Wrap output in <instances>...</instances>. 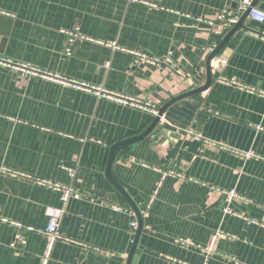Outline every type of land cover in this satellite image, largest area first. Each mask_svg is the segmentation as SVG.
Returning <instances> with one entry per match:
<instances>
[{
  "label": "crops",
  "instance_id": "0c3cea01",
  "mask_svg": "<svg viewBox=\"0 0 264 264\" xmlns=\"http://www.w3.org/2000/svg\"><path fill=\"white\" fill-rule=\"evenodd\" d=\"M253 1L264 11V0ZM244 13L236 0H0V57L73 81L0 64V167L28 175H0V264L41 263L42 230L53 210H63L64 237L49 264H128L132 250L130 264H264V227L250 221L264 218V22L247 16L211 60L209 88L172 103L133 141L125 142L156 118L150 107L74 83L159 111L207 83L209 55ZM219 16L238 22L221 28ZM68 32L86 39L71 42ZM135 51L170 55L192 78L137 61ZM190 127L228 147L164 132ZM169 169L186 178L164 176ZM38 179L71 186L81 197L64 202ZM230 189L249 200L231 203L242 216L223 211L222 190ZM131 201L142 215L138 235ZM12 221L36 229L23 232ZM218 230L224 236L207 255L198 246ZM17 231L26 244L11 245Z\"/></svg>",
  "mask_w": 264,
  "mask_h": 264
},
{
  "label": "built area",
  "instance_id": "2783aa9c",
  "mask_svg": "<svg viewBox=\"0 0 264 264\" xmlns=\"http://www.w3.org/2000/svg\"><path fill=\"white\" fill-rule=\"evenodd\" d=\"M236 1L238 2L241 11L246 12L248 9L250 10L248 13V17L250 19L257 21V22H264V11L261 10L260 8L256 7V6H252L253 0H236ZM219 19L222 21L221 28L225 27V26L233 25V24L238 22V16L231 17L228 19L223 18V16H219ZM68 34L70 35V41L71 42H74L76 40L86 39L84 36H82L76 32H68ZM112 45L114 46L115 44L112 43ZM214 47H211V49H213ZM133 54L136 56L137 61H145V62L156 64L159 66L164 65V66L170 68L171 70H173L176 74H178L183 79L190 80L192 78V75L189 72H185L176 66L175 62L173 61V59L171 58L170 55H166V56H162V57H152V56H148L147 54H145L143 52H139V51H135V52H133ZM0 64H5V65L8 64V65L14 66L15 68H21L22 70L26 71L27 73L33 74V75H42L45 77H48V76L49 77H57L61 80H65V82H71V83L73 82L71 80L61 78L57 74L55 75V74L43 71L41 69L32 67V66L20 65V64H17L11 60H7L5 58H2V57H0ZM219 80L223 83L235 85V86H237L241 89H244V90H248L251 92L255 91L254 88L249 87L245 84H242L241 82H239L237 80H229L226 77H220ZM74 83L77 85L86 87V88L94 89L98 93H104L105 95H107L109 97H112V98L116 97L120 101H122L126 104H130L132 106L138 107V108L150 107L151 111L155 115L159 114V111L157 109H154L149 102H142L139 99L132 98L129 96L111 94L110 92H108L105 89H102L100 87L90 86L86 83H80V82H74ZM259 93L264 94L263 92H260V91H259ZM179 131L181 132L182 138L184 140L185 139L203 140L205 142H211L212 144H218L221 147H228V145L225 144L224 142H221V141L216 142V141L209 140L201 132L196 131L192 127L180 129ZM230 149L233 152L240 154L241 156H243L245 158H250V157L256 156V154L252 150L243 151V150H238L236 148H230ZM62 166L69 171L71 176H74V172H73L74 170L72 168H70L69 166H66L64 163H62ZM0 175H9L12 177H28V175L23 173V172H19V171H16V170H13L11 168L4 167V166L0 167ZM167 175L179 176L182 179L186 178V176L182 172H178L175 169L167 170V172L164 173V176H167ZM38 183L42 186H46V187L58 190L61 193V199L64 202H67L70 198H80L81 197V194L79 192H77L71 186L54 183V182H52L50 180H46V179H38ZM161 184H162V182L160 181L157 188L154 191V194H153L151 200H150L151 204L154 202L156 195L158 193L159 186H161ZM214 189L215 188H211V190H214ZM222 192L225 194L226 201H227V205L223 209L224 213L242 216V214L235 212L232 209L231 203L233 201L247 203V202H249V200L246 197H244L243 195H241L239 192H237L236 189L222 190ZM112 207L115 209H118V210L121 209L119 206H116V205H113ZM62 214H63V210H53L50 213L49 222H48L46 228H44L42 230V232L46 238V246H45V250L41 256V263L40 264H49V262L52 258V252H53V249H54L56 242L64 237L60 231V222H61ZM131 214L133 216V219L130 221V227L132 228L133 232H135L138 229L137 214L134 211H132ZM250 221L252 223H255V224H258V225L264 227V218L259 220L257 218L252 217V218H250ZM11 223L14 226H16L18 229H22L23 232H24V229L27 231H33L36 229L34 226L24 225V224L17 222V221H12ZM23 232L22 231L16 232V234L14 236V240L11 244L12 246H15L18 244H26L25 234ZM222 236H224V234L218 230L212 236L210 242L205 247H201V246H198V247H200L207 255H212V254L216 253L218 239ZM180 241L186 245H193V246L195 245L193 242H191L187 239H180Z\"/></svg>",
  "mask_w": 264,
  "mask_h": 264
},
{
  "label": "water",
  "instance_id": "95a60500",
  "mask_svg": "<svg viewBox=\"0 0 264 264\" xmlns=\"http://www.w3.org/2000/svg\"><path fill=\"white\" fill-rule=\"evenodd\" d=\"M252 6H256V1H253L252 2ZM249 9L244 13V15L242 16V18L240 19V21L235 25V27L231 30V32L224 38V40L221 42V44L209 55L208 57V70H209V75H208V80H207V83L200 87V88H196L194 90H191V91H188V92H185L179 96H176L174 98H172L171 100H169L166 104H164V106H162L159 110V114L156 116V118L154 119L153 123L151 124V126L145 131L143 132L142 134H139L137 136H134L132 138H130L129 140H126L125 142H129V141H133V140H136V139H139V138H142V137H145L146 135H148L151 130L160 122L161 120V117L163 116V114L165 113L166 109L172 104L174 103L175 101L183 98V97H186V96H189V95H192V94H195L197 92H201V91H204L206 89L209 88L210 84H211V60L216 56V54L219 52V50L221 49V47L223 46V44L225 43V41L229 38V36L238 28V27H241V26H244L243 22H244V19L248 16V13H249ZM164 132L166 134H173V136H176V138H179L181 136V133L180 132H174L173 130L171 129H164ZM124 143V142H122ZM132 203V206L133 208L135 209V211L138 213V216H139V220H140V223H139V229H138V233L137 235L140 233V230L142 228V215L139 211V208L137 207V205L131 201ZM135 247V245H134ZM133 251L132 250V254L131 256L129 257V261H128V264L131 263V259H132V256H133Z\"/></svg>",
  "mask_w": 264,
  "mask_h": 264
}]
</instances>
